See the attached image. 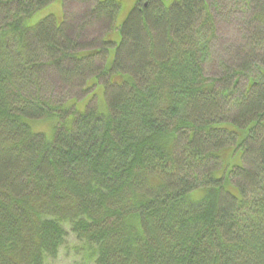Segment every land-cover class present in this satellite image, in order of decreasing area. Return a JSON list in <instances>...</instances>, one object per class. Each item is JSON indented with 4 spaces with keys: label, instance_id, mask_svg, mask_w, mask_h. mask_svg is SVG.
Instances as JSON below:
<instances>
[{
    "label": "trees",
    "instance_id": "16d2710c",
    "mask_svg": "<svg viewBox=\"0 0 264 264\" xmlns=\"http://www.w3.org/2000/svg\"><path fill=\"white\" fill-rule=\"evenodd\" d=\"M53 1L0 0V264H49L70 235L81 264H264V0H246L245 57L213 79L216 1L135 0L118 22L120 0H85L121 33L88 43L66 14L27 25ZM51 79L95 81L108 111L87 105L49 141L26 119H64ZM230 146L242 163L217 178Z\"/></svg>",
    "mask_w": 264,
    "mask_h": 264
},
{
    "label": "rangeland",
    "instance_id": "374dc122",
    "mask_svg": "<svg viewBox=\"0 0 264 264\" xmlns=\"http://www.w3.org/2000/svg\"><path fill=\"white\" fill-rule=\"evenodd\" d=\"M85 0H54L49 5L40 9L36 14L27 19L28 26L35 27L46 16L52 15L60 24L66 14L69 22L72 21L74 29L71 31L73 36H78L83 43L101 40L105 35L106 40L119 42L121 39L120 31L109 28L106 21L93 19L90 16V8ZM216 3L211 6L212 13L215 17L216 36L210 42L209 56L204 63L205 75L209 79L217 78L222 75L224 65L229 67L236 66L245 57V50L250 45V40L254 35L255 23L251 22V6L246 0H213ZM249 1V0H247ZM121 10L119 20L133 7L135 0H120ZM167 3V1H166ZM84 27L82 33L81 26ZM109 28V29H108ZM110 50L111 55L114 54V46ZM104 59L98 62L99 67H103ZM256 77V74H255ZM87 78V77H86ZM108 78L101 77L100 83L103 84ZM75 81V80H74ZM94 83V85H92ZM89 86L90 89L85 91L84 82L76 81L74 84L59 83L51 79L44 89L43 94L46 98L51 99L54 103L70 102L65 105L66 114L64 119L60 116H53L46 119H26V122L35 133H42L49 141L54 139L57 125L64 122L67 126H72L77 114L84 113L87 105H95L97 109L106 113L107 106L104 98V92L100 87H95L96 82L93 81ZM241 84H248L247 77L241 78ZM102 87V86H101ZM217 89V88H216ZM88 95V97H87ZM62 117V116H61ZM63 120V121H62ZM229 128L234 129L231 124H226ZM240 137L244 138L246 130L239 131ZM222 160V168L215 170L214 175L217 178L225 176L235 166L242 163V152L240 150L233 151V146L223 149L220 152ZM235 184V180H232ZM229 180L225 182L226 189L230 190L232 185ZM205 189H198L190 193V198L198 201L205 196ZM78 241L70 235L66 248L61 249L57 258L50 261L49 264H81L83 252L75 251Z\"/></svg>",
    "mask_w": 264,
    "mask_h": 264
}]
</instances>
